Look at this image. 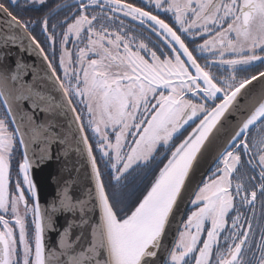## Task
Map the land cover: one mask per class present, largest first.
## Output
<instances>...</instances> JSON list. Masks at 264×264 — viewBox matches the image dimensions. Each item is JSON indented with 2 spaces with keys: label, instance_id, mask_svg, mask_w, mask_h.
<instances>
[{
  "label": "snow or ice",
  "instance_id": "snow-or-ice-1",
  "mask_svg": "<svg viewBox=\"0 0 264 264\" xmlns=\"http://www.w3.org/2000/svg\"><path fill=\"white\" fill-rule=\"evenodd\" d=\"M17 2H0V22L8 29L24 33L31 42L30 47L34 45L48 61L49 79L55 78L58 90L63 92L74 114L79 132L77 144L83 145V148L77 147V151L86 153L91 166L95 194L90 191L89 197L94 200L93 207L98 209L99 218L92 225L91 242L86 249L75 251L76 242H68L67 229L61 236L59 251L45 249V217L39 204L28 205L19 183L17 194L10 195L8 191L10 163L18 144L25 150L24 161L19 165L23 183L33 197L36 195L29 176L30 162L22 130L25 115L22 110L15 113L9 97L0 92V111L3 112L0 116V225H3L0 264H154L152 258L158 255L170 214L197 154L241 90L258 78L252 75L237 81L236 73L248 71L257 62L264 64V0H149L157 10L174 15L181 33L203 40L195 50L213 57L203 67L181 35L150 11L122 3V0H87V3L73 0L72 5L57 4L42 21V31L48 42L55 43L58 36L62 37L59 40L62 77L54 65L55 52L53 60H49L40 41L29 30V24L10 11ZM35 2L45 4V0ZM69 7L72 13L59 25L53 24L49 33V16ZM89 9H93L92 15L87 14ZM109 9L138 20L140 25L150 21L152 31L172 48V54L161 50L157 55L147 43L125 31L122 20L117 32L110 31L109 24L116 17L108 13ZM72 14H75L74 19ZM57 27L63 31L56 32ZM25 35L6 39L15 42ZM69 42L74 46L75 60L73 52L66 47ZM178 50H182L187 61L174 55ZM142 53L150 56L151 61ZM226 54L230 57L226 58ZM73 63L77 67L71 68ZM186 63L195 69L194 76L189 75ZM214 66H227L225 70L230 75L217 79L210 70ZM258 76L264 79V71ZM11 78L16 81V74ZM186 93L204 102H193ZM77 97L83 105L79 112L74 104ZM21 99L27 97H16L17 101ZM216 100L220 102L215 103ZM208 101L215 106L210 107ZM56 107L63 110L65 105L59 103ZM200 114L203 119L175 146L143 198L130 214L122 215L124 209L116 207L121 203L120 192H113L111 196L107 193L99 164L104 163L117 189L126 188L129 178L135 179L133 173L137 169L148 167L158 147H170L171 142L182 135L185 125ZM37 130L36 127L31 129L33 133ZM89 131L91 137L86 134ZM90 139L95 140V149ZM36 142L33 135V143ZM94 152L100 153L99 160ZM256 169L260 180L254 185L252 181L256 177L248 173ZM258 194L264 210V101L241 122L228 147L220 154L217 167L194 193L191 200L194 210L169 252L168 264H193V260L194 264H264V227L259 239H253L251 222ZM77 204L83 210L84 202L73 204L65 191L60 207L71 211ZM248 207L253 209L252 217L242 211ZM56 210L54 205L53 211ZM232 212L236 215L230 216ZM29 213L33 215L34 234L29 232L26 223ZM5 215L13 217L18 239ZM205 232L206 237H202Z\"/></svg>",
  "mask_w": 264,
  "mask_h": 264
},
{
  "label": "water",
  "instance_id": "water-1",
  "mask_svg": "<svg viewBox=\"0 0 264 264\" xmlns=\"http://www.w3.org/2000/svg\"><path fill=\"white\" fill-rule=\"evenodd\" d=\"M12 35L19 37L25 34L19 29H8L0 22V92L9 97V104L15 113L22 110L25 115L22 130L25 132L30 162L29 176L36 189L35 197L31 195L32 203L33 207L39 204L45 217L43 243L47 251H59L61 236L67 229L68 242H76L75 251L79 252L89 246L92 225L99 218L98 209L93 207L94 200L89 197L90 191L93 196L95 194L91 166L86 153L77 151V147L83 148V145L77 144L79 132L74 123V114L67 106L63 92L58 90L55 78L49 79L51 70L48 61L34 45L30 47L31 42L26 35L15 42L6 39ZM183 57L187 60L186 56ZM13 73L17 76L16 81L11 78ZM258 74H255L257 80L241 90L197 154L185 187L170 214L158 255L152 258L154 264H165L194 193L228 147L241 122L264 101V79L259 78ZM18 95L27 99L17 101ZM59 103L65 105L63 110L56 107ZM34 127L38 129L35 133L31 131ZM33 135L36 143H33ZM18 148L22 163L25 150L19 145ZM65 191L73 204L84 202L83 210L78 204L71 211L60 207ZM54 205L56 211H53Z\"/></svg>",
  "mask_w": 264,
  "mask_h": 264
},
{
  "label": "flooded vegetation",
  "instance_id": "flooded-vegetation-1",
  "mask_svg": "<svg viewBox=\"0 0 264 264\" xmlns=\"http://www.w3.org/2000/svg\"><path fill=\"white\" fill-rule=\"evenodd\" d=\"M0 2H5L7 4L8 0H0ZM65 3L72 5L73 0H45L44 5H41L35 2V0H18L17 4L14 7L10 8V11H13V14L17 15L20 19H22L23 21L29 24V30L31 31L32 35H34L40 41L41 46L45 49L46 54L49 56V60H53V52H55L54 65L57 69V74L60 75L61 77L63 76V70L59 66V58H60L59 40L62 37L58 36L55 43L48 42L46 40V35L42 31V21L44 20L45 16L49 14L51 10L56 7L57 4L62 5ZM85 3H87V0H85ZM122 3H130L134 7L143 8L145 11H150L153 15H157L158 18L163 19L165 23H167L170 27L173 28L174 31H177L178 35H181V38L184 39L186 46L189 48V51L193 53V57L196 59L197 63L200 64L202 67L205 65L206 62H210L213 60V57L211 56L210 53H201L195 50L199 44L203 43V40L198 36L193 39L191 34L181 33L179 31V26L175 23V17L171 13H166L162 10H157L154 4L149 3V0H122ZM76 7L78 9V5ZM95 11L98 12L99 9L96 8ZM107 11L110 15H113L114 17H116V19H114L109 24L110 31L117 32L120 27V21L122 20L124 22L123 27L125 31H129L130 34L136 35L138 40H143V42L147 43L149 47L152 48V50L157 52V55H160L161 50H163L167 54H172V48H169L168 45L164 42V40L161 37L157 36L156 33L152 31V25L150 21L147 22L145 25H140L138 20H132L131 17H125L123 16L122 12L112 13L110 9ZM70 13H72L71 7L60 10L55 15H50L49 16V33H51L52 31L53 24L59 25V22L63 21L65 16L69 15ZM87 14L92 15L93 9H89ZM74 15L75 14H72L73 19H74ZM66 26L67 25L65 24L64 27L66 28ZM62 31L63 29H61L60 27H57L56 32L60 33ZM160 31L162 32V30ZM168 39H170V37ZM172 43L175 44L174 41ZM80 46H83V44H81ZM66 47L68 50L73 52V60H75V49H74L73 44L69 42L66 45ZM175 48L178 49L177 45H175ZM142 55H145V57L149 59V61H151L150 56H148L146 53H142ZM174 55H179L183 61H187L186 59H184L183 54L180 50H178ZM174 55H172L173 59H174ZM229 57H230V54H226V58H229ZM163 58L164 57L161 56V59ZM75 67H77V65L74 63L73 68ZM185 67L188 68L189 75H192V76L195 75V69L191 66L190 63H186ZM226 67L227 66H224L223 68H221L220 66H214L210 70L217 77V79H222L223 77L230 75V73L225 70ZM262 70H264V64H260L259 62H257L256 65L254 67H250L248 71L237 72L236 73L237 81H239L240 79H244L246 77L255 75L256 73ZM174 82H178V81L174 80ZM165 94H167V90H165ZM186 96L188 98H191L193 102H197V103L204 102L200 100L198 97H193L191 93H186ZM218 101L219 100H216L215 103H217ZM153 103H155V101H153ZM207 103L210 107H212L215 104L212 101H208ZM74 104L77 107V111L78 112L81 111V108H83V105L75 101H74ZM84 111L86 112V109H84ZM0 113L1 115H3L2 111H0ZM202 116L203 114H200L198 118H194V121H190L188 125H185V129L182 131V135H179L173 142H171L170 147H167V148H165L164 146L158 147L157 151L154 153V161L157 163V166L159 165V168H160V163L161 165L164 164V162L166 161L165 157H170L171 152L174 150L175 146L180 144L183 141L182 139H184L187 136V134H189V132L193 129L194 125L198 122V120L201 119ZM86 134L89 135V137L92 136L91 131H89ZM112 139L114 141V134L112 135ZM90 143L93 145V148L95 149V146H96L95 140L90 139ZM94 154L97 156V159L99 160L100 153L94 152ZM20 162H21V155H20V151L17 145L16 150L13 152L12 160L10 163L9 190L12 191L13 194H17L16 185L17 183H19L21 185L22 190L25 192V198L28 202V205L30 207H33L31 193L28 191L27 186L24 185L23 176L19 171ZM100 164H104V163L101 162ZM217 165H218V160L214 164V166L211 168L209 173L205 176L204 180L202 181L199 187L203 186V182L209 178L211 172L217 167ZM241 171L243 172L244 170L241 169ZM258 171L259 170L256 169L248 173L249 176L255 175L256 179L252 181V184L254 185L258 184L260 180ZM199 187L196 191L199 190ZM192 199H194V196L192 197ZM261 199L262 198L258 194L256 203H255V216L252 218V221H251L252 229H253V232L255 233V236L253 237V239H259L261 227H264V210H262V207H261ZM22 207L23 206L21 205V208ZM192 210H194V208L190 201L188 209L183 217V220L181 221L175 242L179 239L180 231L184 230L183 224L187 220V217ZM242 211L245 212V215L247 217L253 216V209L251 207L242 209ZM235 215H236L235 212L230 213V216H235ZM8 220L12 223V225L9 224V226L14 228V234L16 235L18 239V229H16L13 224L14 219L9 218ZM32 221H33V215L29 213L28 216L26 217V223L28 225L29 232L31 234H34V224L32 223ZM242 223H244V227H247V223L244 222L243 219H242ZM228 226L229 227L231 226L230 218L228 220ZM0 230H3V225H0ZM202 237H206V232L202 234ZM175 242L173 246L175 245ZM33 247H34V244H33ZM165 264H168V258ZM193 264H194V260H193Z\"/></svg>",
  "mask_w": 264,
  "mask_h": 264
},
{
  "label": "trees",
  "instance_id": "trees-1",
  "mask_svg": "<svg viewBox=\"0 0 264 264\" xmlns=\"http://www.w3.org/2000/svg\"><path fill=\"white\" fill-rule=\"evenodd\" d=\"M161 167V163H160ZM100 171L103 174V182L107 193L111 196L113 192H120L121 203L117 204L118 209H124L122 215L130 214L131 210L138 204L139 200L143 198L147 190L151 187V183L159 174V165L154 161V158L149 163L147 168H139L133 173L135 179L129 178V183L126 188L117 189L114 181L108 174V169H105L104 164L99 165Z\"/></svg>",
  "mask_w": 264,
  "mask_h": 264
},
{
  "label": "rangeland",
  "instance_id": "rangeland-1",
  "mask_svg": "<svg viewBox=\"0 0 264 264\" xmlns=\"http://www.w3.org/2000/svg\"><path fill=\"white\" fill-rule=\"evenodd\" d=\"M73 67H74V63L71 65V68H73ZM221 98H222V97H221ZM79 99H80V98L77 97V98L74 99V101H75V102H78ZM219 101H220V100H219ZM219 101H218V102H219ZM218 102H217V103H218ZM214 106H215V104H214L212 107H214ZM2 114H3V113H2ZM0 116H2L1 113H0ZM201 119H203V116L201 117ZM199 121H200V120H198V122L194 125L193 128L196 127V125L199 123ZM190 132H192V130H191ZM190 132H189V133H190ZM187 136H188V134H187ZM187 136H186V137H187ZM186 137H185V138H186ZM183 138H184V137H183ZM185 138H184V139H185ZM184 139H182V140H184ZM179 140H180V139H179ZM179 140H178V141H179ZM170 156H171V155H170ZM165 158H166V161L164 162V164L167 163V160H168L169 157H165ZM20 163H21V162H20ZM164 164L161 165L160 169L164 166ZM158 173H159V170H158ZM8 191H9L10 195L13 194L12 191H10L9 189H8ZM32 206H33V203H32ZM21 213H23V207L21 208ZM5 216H6L5 219H9V218L13 219V217H12L11 215H5ZM10 224L12 225L11 222H10ZM13 224H14V222H13Z\"/></svg>",
  "mask_w": 264,
  "mask_h": 264
}]
</instances>
